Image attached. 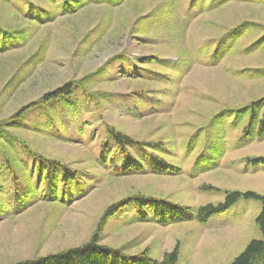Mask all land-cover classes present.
Returning <instances> with one entry per match:
<instances>
[{
  "label": "rangeland",
  "instance_id": "374dc122",
  "mask_svg": "<svg viewBox=\"0 0 264 264\" xmlns=\"http://www.w3.org/2000/svg\"><path fill=\"white\" fill-rule=\"evenodd\" d=\"M28 1L55 9V17L27 21L0 0V24L26 39L0 55V143L10 149L9 141L18 146L20 140L80 178L73 202H37L0 215V264L85 244L107 206L131 195L194 212L221 204L228 193L264 195V163H252L264 157V105L254 107L258 118L252 133H244L253 103L264 98V4L195 0L189 8L193 0H124L62 16L59 3ZM239 24L245 28L238 42H224ZM218 47L228 52L211 61ZM69 82L74 92L67 100L29 110L11 124L20 108ZM111 127L181 173L146 167L142 174L115 175L101 166L100 146ZM260 211V202L240 198L206 224L163 226L140 222L129 210L109 219L100 243L130 255L149 249L155 261L179 245L177 264H232L251 241H264L256 226Z\"/></svg>",
  "mask_w": 264,
  "mask_h": 264
},
{
  "label": "trees",
  "instance_id": "16d2710c",
  "mask_svg": "<svg viewBox=\"0 0 264 264\" xmlns=\"http://www.w3.org/2000/svg\"><path fill=\"white\" fill-rule=\"evenodd\" d=\"M11 5L20 17L27 21L44 24L50 22L55 17V9H43L38 3H32L28 0H5ZM53 7L57 5L60 15H71L79 10L88 7V5H109L116 6L124 0H48ZM232 0H223L226 4ZM253 3L264 4V0H249ZM10 2L12 4H10ZM195 0L190 1L189 8L193 7ZM25 6L24 8H22ZM245 26L239 24L231 31L226 32L224 42L228 41L230 45L237 43L241 38L240 30ZM20 32L12 33L0 24V55L6 54L17 48L26 40H21ZM222 37V38H223ZM223 43V42H222ZM227 47H230V45ZM221 47L212 54L210 60L215 61L224 57L228 50L220 51ZM204 50V48H202ZM221 54V55H220ZM73 84L66 83L56 90L42 95V98L36 103H30L13 115L11 121L16 122L23 119L25 112L29 110H37V108H47L53 102L58 103L60 99H68L73 95ZM41 105V106H39ZM264 105V98L253 103L251 113V122L245 129V135L252 133L255 120L258 118L255 108ZM259 135L264 134V115L260 121ZM106 135L109 141H104L100 146L99 163L101 166H110L115 175L142 174L146 172V167L156 174L178 175L181 170L167 163L162 158L153 155L148 149L141 147V144L131 139L129 136L114 128H107ZM4 137L2 128H0V141ZM19 144L15 146L14 142H10V149H7L5 143H0V151L3 160L0 161V178H4V187L0 184V215L8 208L12 211L22 212L37 202L65 203L66 201H74L72 197V185L78 182L80 176L79 171L69 169L59 161L47 159L46 157L34 153L26 147L24 142L17 141ZM7 151V153L4 151ZM113 149V153L111 155ZM132 151L134 153L132 154ZM19 152V153H18ZM17 155L13 156L14 154ZM138 155L136 158L133 155ZM111 155V156H110ZM252 163H264V157L256 158ZM4 189V190H3ZM206 190L211 187H204ZM4 194V197L1 195ZM6 197V198H5ZM240 198L246 200H255L261 203V211L256 219V226L264 237V195H258L253 192L247 193H228L224 202L218 205L208 204L199 207L194 212L190 207L178 205L166 200L154 197H147L141 194L131 195L120 199L107 206L99 219L96 230L93 232L89 241L83 245L63 250L54 254L40 256L33 260L19 261L14 264H177L179 245L173 251L166 252L160 261L151 259L149 249L130 255L122 249L112 248L101 245L100 235L104 230L109 219L124 211H133L136 213V220L140 222L153 221L160 225L166 226L175 223H184L196 221L200 224H206L212 217L224 214L236 201ZM14 205V206H12ZM232 264H264V241L253 240L246 249L232 262Z\"/></svg>",
  "mask_w": 264,
  "mask_h": 264
}]
</instances>
